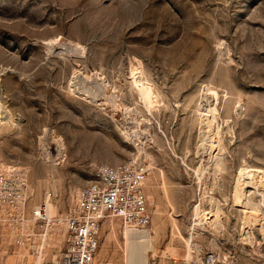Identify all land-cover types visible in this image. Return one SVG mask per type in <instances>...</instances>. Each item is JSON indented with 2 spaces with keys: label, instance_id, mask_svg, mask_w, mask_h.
<instances>
[{
  "label": "rangeland",
  "instance_id": "1",
  "mask_svg": "<svg viewBox=\"0 0 264 264\" xmlns=\"http://www.w3.org/2000/svg\"><path fill=\"white\" fill-rule=\"evenodd\" d=\"M126 159L148 260L264 264V190L234 193L264 171V0H0V264L58 256L82 187ZM118 224L97 264H125Z\"/></svg>",
  "mask_w": 264,
  "mask_h": 264
},
{
  "label": "built area",
  "instance_id": "2",
  "mask_svg": "<svg viewBox=\"0 0 264 264\" xmlns=\"http://www.w3.org/2000/svg\"><path fill=\"white\" fill-rule=\"evenodd\" d=\"M145 172L132 159L114 165H100L93 179L81 189L67 221L63 250L52 259L31 264H97L100 232L106 220H117L134 227L149 223L147 200L143 191ZM36 219L48 223L45 208L35 211ZM142 264H160L155 259ZM180 264H236L234 257L208 252L196 260Z\"/></svg>",
  "mask_w": 264,
  "mask_h": 264
},
{
  "label": "bare ground",
  "instance_id": "3",
  "mask_svg": "<svg viewBox=\"0 0 264 264\" xmlns=\"http://www.w3.org/2000/svg\"><path fill=\"white\" fill-rule=\"evenodd\" d=\"M54 40V39H53ZM57 41V40H56ZM54 42V41H53ZM77 85V84H76ZM12 119V118H11ZM9 121V120H8ZM11 121V120H10ZM204 127V126H203ZM213 127V126H211ZM205 128V127H204ZM202 129V131L206 130V129ZM210 128V127H209ZM214 128V127H213ZM212 128V130H213ZM209 131V130H208ZM202 133V132H201ZM205 134H201V135H206L207 132H204ZM215 129H214V134H215ZM211 134V132H210ZM213 134V132H212ZM203 137V136H201ZM205 138V137H204ZM208 139V137L206 138ZM217 139V137H216ZM203 140V139H202ZM207 141V140H206ZM205 139H204V142H206ZM201 142V141H200ZM203 142V141H202ZM205 145H208V141ZM204 145V146H205ZM200 146H202V144H200ZM203 147V146H202ZM204 148V147H203ZM206 150V149H205ZM204 150V151H205ZM202 168V167H201ZM200 170V169H199ZM202 170V169H201ZM241 187L243 188H247L246 190L243 188V192L242 194L240 193L241 191ZM261 190H264V171L261 170V169H256V168H243L240 170V173H239V176L237 177V181H236V184H234V193H235V197H236V202H238V204L240 202H246V199L250 198L251 195H253V193H256V191H260ZM245 190V191H244ZM263 192V191H261ZM260 192V193H261ZM258 194V193H257ZM256 194V195H257ZM264 194V192H263ZM260 196V195H259ZM252 198V197H251ZM49 199V198H48ZM251 200V199H249ZM248 202V201H247ZM246 202V203H247ZM249 203V202H248ZM45 211H46V214L48 215L49 219L51 218L50 217V214H51V209H52V204L50 203L49 200L46 201L45 203ZM237 204V203H236ZM246 205V204H245ZM248 205V204H247ZM254 207V206H253ZM55 209V208H54ZM38 210V208L36 209ZM253 212V211H252ZM244 213H245V217H244V220L247 224L248 222V217L250 214H252L251 212H248L247 210H244ZM254 216V219H256V222H260L261 219H264V216L261 214V213H258V211H256L255 209V212L254 214H252ZM251 216V215H250ZM262 216V217H261ZM51 220V219H50ZM108 221V224H109V227H110V231L108 234H106V239H109L110 238V234H114L116 231H117V228H118V221L117 220H113V219H110V220H106L104 223H103V226L104 224ZM247 225H244V233H245V229ZM47 228V227H46ZM120 229L122 233V236L124 235V248H125V252H126V257H125V264H142L146 261H148L147 259V252L149 250H151L150 253H152V248H153V238H154V235H151L150 234V228L149 227H134V226H131L129 225L128 223L126 224H122L120 226ZM247 233V232H246ZM248 234V233H247ZM264 237V232L261 233ZM261 235V236H262ZM116 236V235H115ZM248 238V237H247ZM113 239V238H112ZM106 241V240H105ZM109 241V240H108ZM106 244V243H105ZM260 245V244H259ZM189 255L188 256H191L190 252L188 253ZM152 255V254H151ZM154 256V255H152ZM124 257V256H123ZM193 258V256H192ZM188 259L186 260L185 262H188V261H192V260H196V258H193V259Z\"/></svg>",
  "mask_w": 264,
  "mask_h": 264
}]
</instances>
